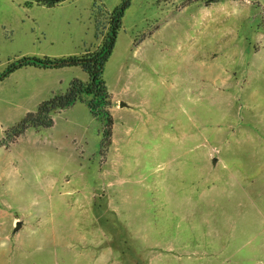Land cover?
<instances>
[{"label":"rangeland","instance_id":"374dc122","mask_svg":"<svg viewBox=\"0 0 264 264\" xmlns=\"http://www.w3.org/2000/svg\"><path fill=\"white\" fill-rule=\"evenodd\" d=\"M43 2L0 0V74L96 50L122 0ZM73 74L0 82V264H264V0H132L109 142L79 102L13 134Z\"/></svg>","mask_w":264,"mask_h":264},{"label":"trees","instance_id":"16d2710c","mask_svg":"<svg viewBox=\"0 0 264 264\" xmlns=\"http://www.w3.org/2000/svg\"><path fill=\"white\" fill-rule=\"evenodd\" d=\"M62 1L64 0L43 3L51 6ZM131 1L122 0L120 5L108 15L109 22L106 38L96 50L87 51L79 56L61 58L23 57L7 66L0 74V82L16 70L27 66L43 69H65L78 66L88 76L87 83H83L79 79H72L65 93L54 95L49 100L41 103L34 114H29L21 120L13 129V134L20 135L30 126L34 128L51 127L52 121L48 118L49 114L65 110L79 102L88 108L90 114L96 120L103 123L102 141L109 142L112 120L107 110L110 106V98L103 79V72L115 46L117 34L121 27V20ZM202 1L209 5L222 0Z\"/></svg>","mask_w":264,"mask_h":264},{"label":"water","instance_id":"95a60500","mask_svg":"<svg viewBox=\"0 0 264 264\" xmlns=\"http://www.w3.org/2000/svg\"><path fill=\"white\" fill-rule=\"evenodd\" d=\"M42 1H44V2H53V1H57V0H42ZM119 107L123 108V107H127V105H126V103L120 101L119 102ZM213 163H214V161H213ZM19 227H20V222H17L16 225H15L14 230H17Z\"/></svg>","mask_w":264,"mask_h":264},{"label":"crops","instance_id":"0c3cea01","mask_svg":"<svg viewBox=\"0 0 264 264\" xmlns=\"http://www.w3.org/2000/svg\"><path fill=\"white\" fill-rule=\"evenodd\" d=\"M73 78H77V79L82 80V77L76 76V75H74V74L71 76L70 80H72ZM67 86H68V85H67ZM81 105H82V104H81Z\"/></svg>","mask_w":264,"mask_h":264}]
</instances>
